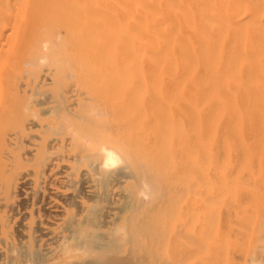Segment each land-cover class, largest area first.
<instances>
[{
    "label": "bare ground",
    "instance_id": "1",
    "mask_svg": "<svg viewBox=\"0 0 264 264\" xmlns=\"http://www.w3.org/2000/svg\"><path fill=\"white\" fill-rule=\"evenodd\" d=\"M134 80L139 94L168 91L184 98V110L208 111L219 190L264 198V0H0V264L178 263L181 244L164 228L170 222L153 215L172 192L188 190L179 182L194 177L185 171L194 160L177 117L162 133L149 120L159 122L161 109H129L137 105L134 97L126 105ZM128 195L160 203L137 208ZM253 222L246 228L260 230L263 242L264 226ZM231 223L197 240L208 261H251L247 247L256 240L249 235L248 245ZM191 239L179 240L188 247ZM189 247L180 253L190 255Z\"/></svg>",
    "mask_w": 264,
    "mask_h": 264
},
{
    "label": "rangeland",
    "instance_id": "2",
    "mask_svg": "<svg viewBox=\"0 0 264 264\" xmlns=\"http://www.w3.org/2000/svg\"><path fill=\"white\" fill-rule=\"evenodd\" d=\"M136 80H134V82H135ZM133 82V83H134ZM132 85V86H131ZM119 87H120V90H122L121 88H123L122 87V85H118ZM131 86V87H130ZM137 87V82H135L134 84H130L129 85V87H130V89H129V91H125V93L127 92V95L125 94V96L126 97H128L129 98V100L127 101V102H129L130 100L132 101L133 99V97H134V102L132 101V103L134 104V103H136L137 105H138V107H136L137 105H132L131 104V106H129L130 105V102L128 103V104H126V105H128L130 108V110H131V108H132V112L134 111V110H137V108H139V106H141L142 104H143V106H145L144 108H147L148 110L150 109V107H152V109H151V115H152V112H159V109H161L160 110V112L159 113H161V111L163 112L162 114H163V116L162 117H165V115L167 116V115H169L168 117H166V118H164V119H161L160 118V120H159V122L157 121V120H154V119H149V120H152L153 121V124L154 123H156V125L155 126H157V127H161V129H162V133L163 132H168V130L167 129H169V127H172V126H169L168 124L170 123L171 124V121H172V119L173 120H175V121H179L180 123H177L178 124V126H180V125H182L181 126V128L182 129H180V133H183V134H185V137H184V143H185V153H187V155L189 156V154L191 155L192 154V157H193V160H194V162L193 163H188L189 161L188 160H186L185 161V171H186V173L187 172H192L193 174H194V177L193 176H190L189 178H188V181H186V180H184L183 179V177H182V179H181V181H180V178H178V180L180 181L179 183L180 184H182V182H184L185 183V185H186V183L188 184V186L186 185H183V187H186V188H188V190L187 191H185L184 192V194L181 192V191H184V190H181L180 192L178 191V189H177V195H175V191L174 192H172L173 193V195L171 194L170 195V200L168 201V203H169V206H167V207H165V209L164 208H161L160 209V207H159V209H158V206L156 207L155 206V211H158L159 212V214L158 215H160L159 216V218H156L157 217V215L155 216V214L156 213H154V215H153V218H155L156 220L155 221H157V223L160 221V224L162 223V225H164V221H167L168 223H169V225L168 224H166V225H168L169 226V228L167 229V227L168 226H166V225H164V228L166 229V232H168L167 233V236H169V237H171L170 238V240L171 239H174L175 241L178 239V231L181 229L182 231H180V232H183V233H180L179 234V239L181 238L182 240H184L185 239V241H187V240H192L191 238H193L194 240H196V241H194L193 240V245H192V243L188 246L189 247V249L191 250L192 249V251H193V248H194V250L197 252H192V251H190V253L192 254V253H194L195 255V257L193 256V258H190L192 255L190 254H188L189 252L187 251V249H188V247H186V244L184 243L185 241H181L180 242V240L178 241V242H173V244L175 245V244H181L180 246H181V251L184 249V248H186V250L185 251H187L188 253L185 255L184 253H186V252H182V253H180V252H178V253H180V255H178V253H177V250H176V253H177V258L176 257H174L173 258V260L175 259H178V260H176V261H174L175 263L178 261V263L177 264H205V263H203V262H207L208 261V258L207 259H205L206 257H205V255H204V252L202 251L201 252V254H200V252H199V249H202V248H199L197 245L199 244V243H197L196 244V242H198V241H200V239H201V241H204L205 240V238H207V235H205V234H207L208 233V238L206 239V240H208L209 238H211V237H209V233L211 232H213V230L214 229H212V228H215L216 227V225L217 226H219V225H222L221 223L223 222V224L225 223V224H227V222H228V224L229 223H231L233 220H232V217L233 218H235L234 219V222H239V220H241L238 224H241L240 226H238L237 225V222L235 223L236 225H234V222H232L231 224L232 225H234L235 226V228L237 229V228H240V230H242L241 231V233L244 231V233H247L246 235H248V239L246 238V240H249V242L247 241V243H248V245L250 244V243H252V242H250L251 241V238H253L252 239V241L254 242L255 240H256V242H254V243H256V246L254 245V243H253V247L251 248V249H253V250H257V249H259L260 247H261V245L262 246H264V236H263V242H261L262 240V238L260 239L259 238V236L260 237H262V234L260 233V230H259V228H258V233L259 234H256L257 232H255V234L254 235H252V231L250 230V228H246V225L248 226H250L251 224H252V221H254L253 222V224L254 225H260V226H264V198H263V196H262V192H261V194H260V192H259V194L257 193H252V194H250V195H252L251 197H253V198H250V201H249V205H247L248 203H247V200L243 197V195H241V194H239V196H237L238 194H234V196H233V194H227V193H230V191H226V195H225V191H220L219 190V188H218V179L216 178V176H215V167H216V164H214V161H215V159H214V157H215V147H214V149H213V157H210V154H208L207 153V151L209 152V146H210V144H208V143H206V141L208 140V138H210V135H211V128H212V126H211V122H212V119L214 118L212 115H211V117L209 118V116H210V114L208 113V111H206V110H202L199 114H196L195 112H191V111H187V110H184L186 107L184 106V103H185V100H184V98H182V97H179L180 95L179 94H176V95H170L169 93H166V92H168V91H166L165 92V94H162V95H160L161 93H159L157 96H155L156 94H157V92H153V93H155V95L153 94V93H151V94H146V93H144V95H142L143 94V91H142V94H139L138 92L140 91V93H141V90H137L136 91V87ZM116 87V86H115ZM133 88V89H132ZM131 90V91H130ZM133 91V92H132ZM136 93H137V95H139V96H141L142 98H140L139 96H137L136 95ZM133 94V95H132ZM152 94L154 95V97L156 98V99H158V100H155V98L152 96ZM123 95V94H122ZM128 95H130V96H128ZM147 95V96H146ZM149 95H151L150 97H149ZM144 96V97H143ZM146 96V97H145ZM112 97L114 98L115 96L114 95H112ZM136 97H138V98H136ZM153 98V100H150V99H152ZM109 98L111 99V96H109ZM146 98V99H145ZM140 99V100H139ZM148 99V100H147ZM112 100V99H111ZM125 100H127V98L125 99ZM139 100V101H138ZM143 100H145V101H143ZM113 101H114V99H113ZM187 101V100H186ZM115 102V101H114ZM125 102V101H124ZM138 102H140V103H138ZM146 102V103H145ZM126 103V102H125ZM124 103V104H125ZM179 103V104H178ZM154 104L155 105H157L158 104V106L160 107H158V106H154ZM173 104H175V105H173ZM149 105V106H148ZM151 105V106H150ZM175 106V107H171V106ZM142 106V107H143ZM163 106H164V108H163ZM155 107V108H154ZM157 107V108H156ZM162 107V108H161ZM183 107V108H182ZM128 108V107H127ZM141 108V107H140ZM153 108H154V110L155 111H153ZM178 109L177 110V112L176 111H174L173 109ZM134 109V110H133ZM158 111H157V110ZM187 109H188V107H187ZM180 111H181V113H180ZM185 111L187 112V113H185ZM206 111V114L204 115V113L203 112H205ZM131 112V111H130ZM149 112V111H148ZM175 112V113H174ZM178 112L180 113V115L178 114ZM133 113H135V111L133 112ZM153 113V114H154ZM166 113H168V114H166ZM170 113V114H169ZM184 113V114H183ZM190 113H191V118H190ZM208 113V114H207ZM136 114V113H135ZM178 114V115H177ZM189 114V115H188ZM192 114H193V119H192ZM203 115V116H201V115ZM177 115V116H176ZM182 115H184V116H182ZM209 115V116H208ZM136 116V115H135ZM198 116V117H197ZM207 116V117H206ZM175 117H177V118H175ZM184 117V119L182 120V118ZM189 117V118H188ZM137 118V117H136ZM152 118V117H151ZM175 118V119H174ZM185 118H186V120H187V122H188V120H190L191 119V123H190V121H189V125L188 126H186L185 127V125H187V122H185L184 120H185ZM203 118V119H202ZM171 119V120H170ZM195 119V122L193 121ZM202 119V120H201ZM151 121V122H152ZM185 124H184V123ZM159 123H161L160 125H159ZM180 124V125H179ZM192 124H193V128H192ZM196 124V125H195ZM206 124H207V126H206ZM162 125H165L166 127H168V128H165V126H163V128H162ZM151 126H154V125H152L151 124ZM150 126V127H151ZM153 128V127H152ZM151 129V128H150ZM171 129V128H170ZM169 129V130H170ZM205 129V130H204ZM193 131V132H192ZM196 132H198V134H197V137H198V143H196V144H194L195 142H196V138H195V136H194V134L196 133ZM206 132V133H205ZM200 143H202L203 144V148H202V150L200 149ZM206 144H207V149H206ZM142 150H145V151H147L148 149H142ZM213 158V159H212ZM193 165H194V167H193ZM209 171L211 172V174H210V176H209ZM200 173V174H197V173ZM212 172H213V174H214V176H215V178H213L214 179V182L211 180L212 179V177H214L213 176V174H212ZM189 174V173H188ZM124 175L125 176H128V173L127 172H125L124 173ZM137 175H138V172H137ZM182 176V175H181ZM211 177V178H210ZM138 179L140 180V178H138L137 177V181H136V183H138L137 185L139 186V188L140 189H142L143 188V190H144V181H143V183H142V181H138ZM183 180V181H182ZM132 182H134V180L132 181ZM183 183V184H184ZM215 183V184H214ZM144 184V185H143ZM179 184V185H180ZM137 186V187H138ZM177 187V186H176ZM75 188H77V190L79 191V187L77 186V187H75ZM75 188H73V189H75ZM77 190H75V192L77 191ZM139 190V189H138ZM137 190V191H138ZM139 191H141V190H139ZM201 192V193H200ZM222 192V193H221ZM215 193H216V195H215ZM217 193H220L221 194V196H220V194H218L217 195ZM231 193H234V192H231ZM201 194H202V196H201ZM223 194V195H222ZM253 194H256L255 196H253ZM206 195H208V196H210V197H208V196H206ZM217 196V197H215V196ZM249 195V196H250ZM259 196V198L261 197V199H263L262 201H259L258 199V197H256V196ZM261 195V196H260ZM264 195V194H263ZM129 196H131V195H128V198L126 199V202L127 203H129L130 204V201H131V204H133L134 206H136L137 205V208H143L144 209V207H146L147 208V204H148V208L147 209H151V210H153L152 208H154V206L153 205H155V203H153V205H152V203L149 205V203L150 202H156L157 204L156 205H158L160 202H158V200L156 199L155 200V196L153 197V196H150V199L147 197V198H143L142 197V195L139 197L140 199H135V197L134 196H131V197H129ZM175 198H173V197ZM212 196H214L215 198H216V201L219 199L221 202H223V203H221L220 202V204H218V201H217V203H216V201H215V204L213 203V201H211L212 202V204L211 203H209L210 201H209V199L208 198H211V199H213L212 198ZM225 197V199H226V197L228 196V198L225 200L224 199V197ZM231 196H233V197H231ZM133 197H134V199H133ZM145 197V196H144ZM177 197V198H176ZM191 197V198H190ZM205 197H207V199L205 198ZM238 197H240L241 199H243V201H242V203L241 202H239L238 203V200H237V198ZM246 197H248V196H246ZM138 198V197H137ZM214 198V199H215ZM222 200H221V199ZM240 198H238L239 200H240ZM171 199H174V200H172L171 201ZM203 199H205V200H203ZM210 199V200H211ZM228 199H229V201L232 203V204H230V202L228 201ZM252 199V200H251ZM134 200V201H133ZM136 200V201H135ZM208 200V201H207ZM224 200L225 201H228V204H227V202H224ZM244 201H246L245 203H247V204H243V202ZM258 201V202H257ZM126 202L125 201H122L121 202V206H120V210L123 212V211H127V210H125L126 209ZM208 202V203H207ZM261 202H263V204L261 203ZM142 203V204H141ZM203 205H202V204ZM225 203L227 204V205H229L230 207H232V209H230L229 208V206H223V205H225ZM236 203V204H235ZM258 203V204H257ZM261 205H260V204ZM205 204V205H204ZM211 206H210V205ZM213 204H214V207L215 206H217L216 207V210H214L215 208L213 207ZM241 204H243V206H242V208H240V209H238L239 207L238 206H240ZM174 205V206H173ZM209 205V206H208ZM219 205V206H218ZM238 205V206H237ZM151 206H152V208H151ZM166 206V205H165ZM206 206V207H205ZM207 206H208V208H207ZM255 206V207H254ZM261 206V207H260ZM171 207H172V210H171ZM204 207V208H203ZM219 207V208H218ZM225 208V209H222V208ZM226 207H228V209L226 210ZM233 207H234V210H233ZM258 207V208H257ZM71 208H72V210L75 212V207L74 206H71ZM123 208V209H122ZM125 208V209H124ZM145 208V209H146ZM203 208V209H202ZM207 208V209H206ZM218 208V209H217ZM245 208H247L246 210H245ZM256 208V209H255ZM47 208H45V209H42L41 210V213H50L51 211L49 210V209H47ZM162 209H164V211L162 210ZM238 209V210H237ZM254 210L255 211V213H254V211H252L253 213H254V215H253V217H251L252 216V212L250 213V211L251 210ZM159 210H161V211H159ZM225 212H224V211ZM229 210V211H228ZM250 210V211H249ZM43 211H45V212H43ZM169 213H168V212ZM226 211H227V213H226ZM235 211V212H234ZM245 213H244V212ZM261 211V212H260ZM153 212V211H152ZM157 212V213H158ZM166 212H167V214L169 215L168 217V220H170V221H168L166 218ZM188 212V213H187ZM203 212V213H202ZM218 212V213H217ZM239 212V213H238ZM46 213V214H47ZM162 213V214H161ZM205 213V214H204ZM225 216V218L226 217H228V218H230V215H231V220H229L228 218H224V217H222L221 215L222 214ZM236 213H237V215H236ZM242 213V214H241ZM248 213H250V214H248ZM165 214V215H164ZM206 214H207V216H206ZM218 214V215H217ZM228 214V215H227ZM202 215V216H201ZM217 215V216H216ZM235 215V216H234ZM247 215L249 216L248 218H247ZM155 216V217H154ZM165 216V217H164ZM170 216H172L171 218H170ZM245 216H246V218H245ZM254 216H255V218H254ZM162 217L164 218V219H162ZM217 217V218H216ZM237 217V218H236ZM240 217H242V218H240ZM208 220H206V219ZM211 218H215V219H217V220H213V219H211ZM221 218V219H220ZM239 218V219H238ZM245 218V219H244ZM250 218H251V220L252 221H249L250 220ZM262 218V219H261ZM213 220V222L216 224H214L213 226H211L212 224L210 223L211 222V220ZM222 219H224V221L222 220ZM238 219V220H237ZM248 220V222H247V220ZM253 219H255V220H253ZM163 220V221H162ZM221 220H222V222H221ZM225 220H227V222H225ZM210 221V222H209ZM231 221V222H230ZM244 221H246V223L244 222ZM262 221H263V223H262ZM167 222H165V223H167ZM201 223V224H200ZM207 223V224H206ZM208 223H210L209 225L211 226L210 228L208 227ZM261 223V224H260ZM203 224V225H202ZM224 224V225H225ZM159 225V224H158ZM207 226V227H206ZM215 226V227H214ZM199 227V228H198ZM207 229H206V228ZM179 228V229H178ZM211 229L210 231H208L209 229ZM178 229V231H175V230H177ZM196 229V230H195ZM200 229V230H199ZM205 229V230H204ZM264 229V228H263ZM239 231V230H238ZM200 232V233H199ZM240 232V231H239ZM173 233H176V234H173ZM210 233V234H211ZM190 234V235H189ZM212 234H214V233H212ZM211 234V235H212ZM243 234V233H242ZM176 235V236H175ZM244 236V235H242V236H240L241 238H239V236H237L238 237V239H236V241H238V240H240V243L242 242L243 244H241V247H242V249H244L243 251H245L244 253H245V256L249 253V251H251V253H250V255H249V257H248V260L249 259H251V261L249 260V262L251 263V264H264V252H262L263 250L260 248V250L258 251H253V250H251L249 247H247L248 249H249V251H247L246 250V247H245V244H246V240L244 239L245 237H247V236ZM251 236V238H249L250 236ZM182 236V237H181ZM187 236H188V238H187ZM192 236V237H191ZM206 236V237H205ZM213 236V235H212ZM253 236H257L256 238H258V239H255ZM195 237V238H194ZM242 237H244L243 239H242ZM184 238V239H183ZM190 238V239H189ZM198 238V239H197ZM202 238H203V240H202ZM187 239V240H186ZM198 240V241H197ZM261 240V241H260ZM173 241V240H172ZM190 241H188L189 243H190ZM232 241H233V239H232ZM235 241V239H234V242H236ZM244 241H245V244H244ZM192 242V241H191ZM195 242V243H194ZM187 243V242H186ZM259 243V244H258ZM262 243V244H261ZM173 244H171L172 246H173ZM178 244L177 245H175V247L176 246H178ZM196 244V245H195ZM261 244V245H260ZM191 245H192V247H191ZM194 245L196 246V247H194ZM200 245V244H199ZM185 246V247H184ZM179 247V246H178ZM177 247V248H178ZM199 249H198V248ZM258 247V248H257ZM171 248H174V246L173 247H171ZM177 248H175V249H177ZM263 248V247H262ZM174 249V250H175ZM173 250V251H174ZM179 250V249H178ZM173 251H171V252H173ZM240 251H242V250H240ZM248 252V253H247ZM259 252H261V253H259ZM243 253V252H242ZM174 254V253H173ZM182 254V255H181ZM258 254H259V256H258ZM171 255H172V253H171ZM202 255V256H201ZM203 255H204V258H201V257H203ZM174 256V255H173ZM179 256H181V258H179ZM186 257V258H182V257ZM254 260H253V259ZM260 260H259V259ZM171 259H172V256H171ZM198 259V260H197ZM202 259V260H201ZM206 261H205V260ZM210 259V258H209ZM182 260V261H181ZM185 260V263H183V261ZM204 260V261H203ZM246 261L244 262L243 260V263H247V264H249V262L247 261V259H245ZM212 261H213V258H212ZM212 261H208V262H210L209 264H212L213 262ZM207 262V263H208ZM257 262V263H256ZM171 263H173L172 261H171ZM213 264H217V261L216 262H214ZM226 264V263H225ZM235 264H242V262H240V260H237V262L235 263Z\"/></svg>",
    "mask_w": 264,
    "mask_h": 264
}]
</instances>
